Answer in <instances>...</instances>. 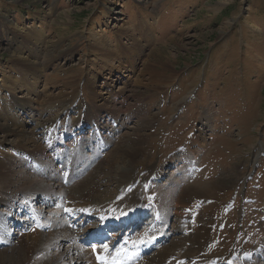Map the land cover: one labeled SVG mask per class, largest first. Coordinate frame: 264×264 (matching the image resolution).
I'll list each match as a JSON object with an SVG mask.
<instances>
[{"label":"rangeland","instance_id":"374dc122","mask_svg":"<svg viewBox=\"0 0 264 264\" xmlns=\"http://www.w3.org/2000/svg\"><path fill=\"white\" fill-rule=\"evenodd\" d=\"M1 1L8 6L34 4L50 28L48 34L42 31L44 54L37 75L2 81L14 98L13 104L0 102V115L26 122L31 132L21 139H0V163L7 164L0 168V218L12 231L9 237L0 230V236L9 237L0 245V264H33L21 225L29 219L21 209L31 202L42 225L36 236L43 234L35 255L52 242L48 263L54 258L62 259L60 264H90L86 252L108 243L114 232L110 237L105 233L108 239L91 236L82 244L85 225L99 226L97 218L82 217L76 226L75 219L63 221L53 212L60 205L62 214L75 187H81L80 193L95 174H101L99 202L112 201L108 199L122 189L117 176L130 166L136 168L135 182L141 180L137 190L146 202L160 187L166 192L159 193L165 200L163 206L157 204L161 220L156 228L171 237L153 251L172 254L164 264H188L185 255L198 248L203 260H218L214 264H225L224 259L232 264L261 259L264 264V0H157L155 7L146 6V0ZM10 13L0 3V58L28 67L13 57L16 42L10 28L27 31L30 21L22 20L18 27ZM147 25L154 30L150 45L142 34ZM133 35L140 39L139 47L132 43ZM25 39L20 46L28 44ZM97 42L129 56L103 58L94 49ZM130 50L139 54H128ZM49 56L53 61L47 65ZM145 68L167 83L153 84L141 73ZM92 78L103 99L90 97L95 95L87 86ZM75 83L77 95L63 108L59 98L71 95ZM33 88L36 93L46 90L45 104L21 105L27 97L36 98ZM134 151L137 161L131 164ZM163 169L166 178L158 181L166 187L148 189L149 177ZM12 173L22 177L8 180ZM22 178L48 185H29ZM148 214L138 227L132 225L135 237L149 228L150 234L158 233L151 229ZM56 215L63 220H53ZM68 233L75 240H67ZM240 253L251 258L244 261ZM37 259L44 262L42 256Z\"/></svg>","mask_w":264,"mask_h":264},{"label":"bare ground","instance_id":"6f19581e","mask_svg":"<svg viewBox=\"0 0 264 264\" xmlns=\"http://www.w3.org/2000/svg\"><path fill=\"white\" fill-rule=\"evenodd\" d=\"M144 3L146 6L151 4V6L155 7L157 5L158 1L157 0H151V1L146 0ZM153 12H155V10H153ZM148 27H149L148 28L149 30L146 33H144L145 31H143V28H142V32H143L142 34H143V38L148 39V41L150 42L149 43V45H150L151 40H152L151 36H152V33L154 32V30H153V28H151V26H148ZM10 29L12 31L10 33H12V35H14L13 40L16 42V44L13 47V49H14L13 53L15 54L13 57L18 58L23 63L27 62L29 69L32 71V74L36 73V75H37V73H38L37 71H39L37 69L40 68V66H41L40 57L44 54V52L41 50V49H43V48H41L42 47L41 46L42 41H44L43 35H41L40 32L33 31L32 28H29V27L27 28L28 29L27 31L29 33H27L26 30L25 31L19 30L16 27L15 28L12 27ZM138 36H139V34H138ZM138 36L136 37L133 35V37H132L133 42L132 43L139 47L140 46L139 45L140 39L138 38ZM25 37H26L25 40L27 42H29L30 44L29 45L28 44L27 45L21 44V46H20V43L23 42ZM118 44H121L120 41L118 42ZM94 49L96 50V54L102 56L103 58H104V56L111 57V56H115L113 54H116L117 55L116 58L121 60V59H124V56L125 57L129 56V55L128 56H126V55L122 56V55H120V53L118 51L110 48L108 44L104 45V44H100L99 42H97L94 45ZM130 53L131 54H133V53L139 54V53H137V50H130L128 52V54H130ZM30 59H31V61H30ZM32 60H33V62H32ZM138 60H139V58H138ZM50 61H53V58L51 56H49V58H48V62H50ZM131 63H134V62H131ZM143 72L141 71L142 74L147 75L150 79L152 78V80L155 82L153 84H156L159 87H161L163 84L167 83V80L161 74H159L158 72H156L155 70H153L151 68L150 69L145 68V70ZM91 80L92 81H90L87 84V86L95 92V95H93V93H91L90 97L92 98V100H94L95 98L97 100L103 99L104 93L102 92V90L97 89L96 80L93 78ZM17 85H18V83L13 84L12 87L17 86ZM33 90L35 92L36 98H39V99L36 100V98L33 99L30 97H27V98H25L26 103L21 101L20 102L21 105H22V103L26 104L27 106L31 105L32 103H34V105L35 104H39V105L45 104L46 100L48 99L47 98L48 94H46L44 92L46 90H44L43 92H39V93H36L35 88H33ZM21 91H22V88H21ZM94 96H96V97H94ZM18 99L21 100L24 98L20 97ZM20 108H23V107H20ZM26 111H28V109ZM89 112H90V109H89ZM4 119H6V118H4ZM10 119L11 120H9V121H11L12 123H8L9 122L8 120H3L2 116L0 115V139H3V138L6 139L8 137H13V138L19 137L21 139L24 136V134H28L31 132L28 130L26 122L23 123V122L17 121L16 119H12V118H10ZM17 131H20L21 134H17ZM203 141H206V140H203ZM183 148H181L180 150H182ZM189 152H191V151H189ZM193 153H195V152H193ZM94 154L96 155V152ZM137 154H138V152L134 151L133 156H131L130 159L127 158V159H129L131 164H133L135 161H137L136 160ZM7 156H12L14 158V156L10 152L8 153ZM74 160H76V159L74 158ZM6 165L3 163H0V168L4 169V168H6ZM135 169H133V166L121 169L119 175L117 176V183L122 184V189H118V191H120V190L121 191L119 193L117 192L116 197L119 195L117 198L114 197L113 199H108V200H112V201H107L106 203H100L99 202V198L96 196V193H97V188L99 187L98 184L100 181V180H98V178L100 177L101 174H95L94 176L88 177L86 179V182L88 184L86 185L85 189L82 190L80 193H79V191L81 190V187H78V186H77L78 188L75 187V190L72 194L70 203H69L67 209L62 214H61L60 205L57 206L58 208H56L55 211L53 212V215L60 214L64 219V220L62 219L63 221H66V217H71V218L75 219L77 222L82 217H84L87 220H89L91 218L92 219L97 218V220L100 222L99 226L93 227V226H88L89 224L85 225L84 228H86V229L84 230L82 238H81L82 241H84V242L86 240H90V237L93 234H95L97 237H100L101 239H108L107 237L104 238L105 233L107 234L108 231H110L112 229H114V230L117 229L115 232L117 234H115L113 236L114 238L110 241V243L105 244L101 249L94 250L93 252H91L90 250H89L90 252L89 251L86 252V254H85L86 261L90 264H164L166 262V260L172 256V254H158V253L153 254V251L156 250V248H157L158 244H160V242L168 241L171 237L165 231L164 232L159 231L158 228H156V225L161 220L160 216H159L160 211L158 210L157 204H160L161 206H163L161 200L165 198L164 196L159 195V193L162 192V193L166 194V192H165L163 187H160L159 188L160 192L157 191L155 193L153 192L152 194H149L150 199H149V205H148V202H146L144 200V198L140 195V193L137 190V187H136L137 182H135L136 181V170ZM9 173H10V171H9ZM20 175H21V173L20 174L12 173L9 175V178H7V179L8 180L12 179L14 181V179H16V178L20 179L22 177V176L20 177ZM164 176H165V170L163 169L160 172H158L155 177L153 176V180L152 179L150 180L152 183L149 181H147L145 183L146 187L148 189H150V188L154 189L157 187L156 186L157 184L160 186L161 185L165 186V184H166L165 182H162L161 184H159V181H158L160 179L164 180L166 178ZM23 180L27 181L29 185H34V184L36 185L38 183L40 185L42 184L43 185L42 187H46L48 185V184H44L43 181H39V179H37V178H30V179L25 178ZM176 181L174 182L175 184H176ZM181 182H182V180H181ZM150 185H152V186H150ZM128 187H131V189L128 192H125ZM174 189H177V188H174ZM187 190H185V192ZM174 194H175V191H173V197L172 198L176 199L177 196L175 197ZM199 194H202V193H199ZM200 198H202V197H200ZM44 199H45V201L48 200L47 198H44ZM180 200H181V198H180ZM100 201H103V200L100 198ZM64 202L65 201H62V204L60 202L62 207H63ZM141 202H143V203H141ZM58 204H59V202H58ZM203 205H205L204 202H203ZM215 205L216 204H213L212 206H215ZM27 208L28 209H26V208L21 209L23 212L27 213V216L29 218L26 221L27 225H25V226L23 224H21V225L24 227V233L27 236V242L28 243L26 244V247H27L26 249H27V253L31 257L30 262H33V264H60L62 262V259L57 260V259L53 258V259H49V261H50L49 263L47 262V260H48V258H47L48 257V246H49V244L51 245L52 242H50L48 244H43V247H42L43 249L40 250L41 252L38 253V251H37V254L35 255L36 244L42 240V235H43V234H41V235L36 236V231L38 229L41 230L42 225H40V216L34 210L33 204L31 203L29 206H27ZM148 213H151V215H152L151 224L153 223V225L151 226V229L158 231L157 234H153V233L150 234L151 230L149 228V231L145 235L138 238V237H135V234H133L130 226H129V229L127 228L128 230H126L125 226H122V228L121 227L119 228L120 223H122V221L124 219L128 220V221H130V220L134 221L135 218H140L141 220L144 221L145 219H143L142 217H144V215H146V214H147V216H149ZM80 215H81V217H80ZM54 218L55 219H53V220H57L59 222L62 221L60 219L59 215L54 216ZM147 219H149V221H150V217H148ZM82 222L83 221H81V223ZM51 226H52V228H54L53 223H51ZM65 226H67V225H65ZM0 230H1V232H6V234L9 237L12 236V231L9 229L7 222H3V220L1 218H0ZM119 232L124 233V238L121 237V238L117 239V237L119 236ZM16 235H18V234H16ZM19 236H20V234H19ZM7 237H5L4 234L1 233L0 245L7 243L8 238H9V237L8 238ZM50 237H53V236H50ZM70 237H71V234L68 233L69 239H67V240H70V239L75 240L74 237L73 238H70ZM23 238L21 239V241L23 240ZM51 240L52 239H50V241ZM126 242H128L127 245H125ZM40 244H42V242ZM77 247L81 248L82 246L77 245ZM260 249H262V248H260ZM199 250H200V248H198V250L194 251V252L192 250H190L192 252H189L185 255L184 258H187L188 264H212L210 262V260H203L204 257L198 255V253H200ZM261 253H262V251L259 252L256 256H259ZM239 255L241 256V258L244 259V261L247 260L248 258H251V257L247 256V254L240 253ZM37 256H38V258H39V256L40 257L42 256V258L44 259V262L39 261L37 259ZM94 256H96L97 258H99L100 256H105V259L103 262L96 263ZM92 258H93V260H92ZM226 260H228V259H224L223 263ZM260 260L261 259L254 260L255 264H261ZM80 263L81 262H79V264ZM70 264H72V263H70Z\"/></svg>","mask_w":264,"mask_h":264},{"label":"crops","instance_id":"0c3cea01","mask_svg":"<svg viewBox=\"0 0 264 264\" xmlns=\"http://www.w3.org/2000/svg\"><path fill=\"white\" fill-rule=\"evenodd\" d=\"M0 3H1V5L4 8L6 7V9H7L8 12H11L10 14L13 15V18L18 23V25H16V26L19 27L22 24V20L23 21L29 20L30 21L31 28L33 30H35L34 27H36L38 30H40V31H36V32H40L41 35H43V38H45V36L42 33V31L45 30L46 34H48L47 33V30H46V27L49 29L50 26L48 25V23H46V21L44 19L41 18V14L39 13L40 12V9H38V8L35 9L36 6L34 4H25V5L24 4H16V5L8 6L6 3H4L2 1ZM6 24L7 23L2 24L3 25L2 28H6L7 27ZM22 28L24 29V27H21V29ZM28 44H30V43L28 42ZM56 48H57V46H56ZM49 63H52V62H48L47 65H49ZM0 65L2 67H4V69L2 71L0 69V80H1V84H0V102L3 105L6 106L7 104H10V103L13 104V102L10 101V100L13 99L14 96L12 94L11 95H5L4 96V94L2 92L3 88H5L4 87V83L2 82L3 79H5V78L6 79L7 78L8 79L13 78L16 81H18V80L19 81H27V80H29L27 77H29V76H31L33 74H31L32 71L30 69H28V67H26V65L25 66H22V63H19V62H16L15 64H12L10 62V59L4 58V57H1L0 58ZM88 82H89V80H88ZM85 87H86V83H85ZM70 90H71V95L70 94L69 95H66L65 94V95L62 96V98H59V100L61 101V106L65 104V106H63V108L69 106L67 104L68 103L70 104V102L77 95V92H76V83H75V86H73V87L70 88ZM84 91H85V88H84ZM59 105L60 104H58V106ZM51 109H52V107H51Z\"/></svg>","mask_w":264,"mask_h":264}]
</instances>
